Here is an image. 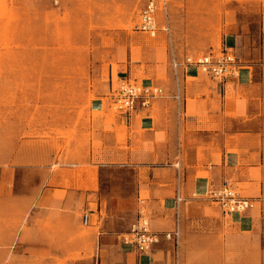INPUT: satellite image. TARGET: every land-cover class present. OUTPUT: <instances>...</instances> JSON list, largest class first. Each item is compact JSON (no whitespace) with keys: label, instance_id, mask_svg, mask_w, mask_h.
Returning a JSON list of instances; mask_svg holds the SVG:
<instances>
[{"label":"crops","instance_id":"1","mask_svg":"<svg viewBox=\"0 0 264 264\" xmlns=\"http://www.w3.org/2000/svg\"><path fill=\"white\" fill-rule=\"evenodd\" d=\"M120 1L130 4L132 0L62 2L66 11L77 13L73 16L72 42L84 43L83 33L99 41L100 11L114 12L115 4ZM257 2L263 46L260 51L244 54L243 33L226 37L220 47L229 48L240 68L239 75L225 83L198 67L172 68V59L181 62L184 55L197 56L220 47L178 55L173 46L169 14L167 21L163 14L160 21L158 14L162 12L157 13L155 37L136 31L142 36L134 41L128 38L115 42L111 53L117 72L114 78L110 69L107 94L113 80L129 77L161 87L164 95L126 116L111 113L109 103L105 109L102 104L91 105L90 112L102 113L90 116L85 145L70 146L73 155L81 158L74 162L60 160V170L55 171L49 162L37 165L28 159L19 163V151L12 154V164H28L29 170H38L41 179L28 180L27 187L32 191L27 193L16 190L13 180L0 187V264L19 260L13 253L29 247L30 238L23 240V237L56 236V243L66 249V236L74 232L78 214L83 226H91L93 215L99 220L102 206L95 200L98 193L79 187L92 183L88 180L90 169L98 171L104 167L133 173L136 219L142 208L159 239L148 252L139 253L123 245L120 237L92 233V240L98 242L100 249L99 264H264V0ZM98 3L104 4V8L100 9ZM136 5L138 20L143 1L136 0ZM170 5L169 0L167 13ZM32 10L47 11L45 0ZM113 34L114 31L104 36ZM143 35L157 40H148ZM241 43L243 47L238 46ZM78 131L82 132L83 127ZM84 168L90 169L81 171ZM178 174L181 180L177 179ZM80 175L81 180L77 178ZM224 181L253 200L254 207L244 213L227 215L207 199V193L220 188ZM178 186L183 198L179 204ZM56 188L65 191L62 199L52 197ZM35 189H38L36 195ZM90 203H95V211L89 208ZM52 207L59 209L60 228L20 227L22 222L28 223L35 217L48 219ZM85 214L90 219L88 225L82 222ZM175 222L179 225L176 244L163 237V233L173 230Z\"/></svg>","mask_w":264,"mask_h":264},{"label":"rangeland","instance_id":"2","mask_svg":"<svg viewBox=\"0 0 264 264\" xmlns=\"http://www.w3.org/2000/svg\"><path fill=\"white\" fill-rule=\"evenodd\" d=\"M42 1L0 0V187L13 180L16 190L22 193L32 191L27 182L39 181L40 173L37 169L29 170L28 164H12V154L19 151V163L28 159L37 165L49 162L55 171L60 170L62 159L74 162L81 158L73 155L70 146L85 145L90 116L102 113L90 112L91 105L102 104L104 109L109 105L106 95L110 69L114 78L117 72L111 48L115 42L128 38L134 41L142 36L135 30L136 0L130 4L120 1L114 12L100 11L99 41L83 33L84 43L78 44L72 42L73 16L77 13L65 10L62 2L66 0H45L47 11L33 12L32 8ZM257 3V0H170L168 14L176 52L181 56L186 52L218 49L226 37L241 33L246 40L244 47L242 43L238 46L244 48V54L260 51L263 41ZM98 5L104 8V4ZM161 16L159 13L160 21ZM112 31L113 35L104 36ZM81 126L82 132L78 131ZM86 169L90 168L81 171ZM88 172L92 183L79 189L98 193L95 200L102 206L99 220L93 215L91 226H83L78 214L74 232L66 236V249L56 243V236L23 237V240L30 238L29 247L13 253L19 260L4 264H99L100 249L98 242L92 240V233L96 236L104 232L116 238L129 231L137 220L135 177L131 171L117 167L98 171L92 168ZM77 178L81 180V175ZM53 182L50 181V187ZM37 192L35 189L34 194ZM64 195V190L56 188L52 197L62 199ZM89 208L95 211V203H90ZM58 217L59 209L52 207L48 219L35 217L28 223L22 222L20 227L60 228Z\"/></svg>","mask_w":264,"mask_h":264},{"label":"built area","instance_id":"3","mask_svg":"<svg viewBox=\"0 0 264 264\" xmlns=\"http://www.w3.org/2000/svg\"><path fill=\"white\" fill-rule=\"evenodd\" d=\"M143 5L138 13V20L135 30L155 37L158 32L157 13L162 12L165 20H168L167 5L169 0H141ZM166 32L168 27L164 28ZM171 66L176 70L179 66L198 67L201 71L210 74L220 83H225L233 77L239 75V61L228 47L222 46L217 51L192 56L184 55L182 61L172 59ZM164 95V90L159 86L136 82L129 77H117L111 82L108 90L107 99L110 107L121 115L133 113L137 107H148L151 102ZM178 97V96H176ZM180 174L177 179H180ZM176 201L178 204L183 202L179 193ZM207 199L216 203L222 211L227 214H240L254 207L255 203L250 198L244 197L232 186L229 181H224L220 188L210 190ZM84 225L90 223L89 216L83 215ZM166 240L177 243L179 237V225L175 222L172 231L163 233ZM158 234L151 230L150 222L146 217L145 211L140 208L139 217L126 233L122 234L120 241L123 245L134 248L139 253L148 252L152 245L158 242Z\"/></svg>","mask_w":264,"mask_h":264}]
</instances>
